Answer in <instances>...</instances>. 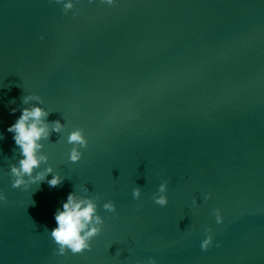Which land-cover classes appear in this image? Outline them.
I'll return each instance as SVG.
<instances>
[{"label":"water","instance_id":"obj_1","mask_svg":"<svg viewBox=\"0 0 264 264\" xmlns=\"http://www.w3.org/2000/svg\"><path fill=\"white\" fill-rule=\"evenodd\" d=\"M29 92L65 123L43 141L56 187L11 186L5 129ZM77 127L88 144L71 162ZM0 133V264H264V0H77L67 13L0 0ZM69 191L97 199L104 224L90 249L57 255Z\"/></svg>","mask_w":264,"mask_h":264},{"label":"clouds","instance_id":"obj_2","mask_svg":"<svg viewBox=\"0 0 264 264\" xmlns=\"http://www.w3.org/2000/svg\"><path fill=\"white\" fill-rule=\"evenodd\" d=\"M77 0H56L61 5L62 10L67 13L74 9ZM107 6H114L118 0H100ZM75 15V12L73 13ZM30 101L36 103L29 104ZM23 104L26 105L19 109V115L13 123L9 124L5 131L12 134V141L18 149L19 158L9 167L13 188L23 187L27 190L30 185L39 184L46 181L49 187L60 185L64 177L59 172H54L53 165L48 163V153L42 151L43 141H46L52 132H62L65 123L60 119L49 121V110L42 106L41 96L29 92L23 97ZM17 108L13 107L10 112L16 113ZM3 139V133H0V140ZM67 143L72 147L66 153L67 159L71 162H77L82 157L81 149L86 148L88 139L84 135L83 129L73 128L67 133ZM45 165L41 169V165ZM37 169H40L37 171ZM35 173V174H34ZM84 193L88 189L81 186ZM158 195L153 197L155 204L165 206L168 203L167 181L161 183L157 189ZM132 197L140 198V187L132 189ZM6 199L3 193H0V201ZM207 199V196H205ZM33 206L35 201H31ZM193 203H196L194 200ZM102 207L107 212L115 211V204L111 200L104 201ZM215 222L222 224L224 217L219 208L213 210ZM55 226L49 232L52 240L57 245L54 250L57 255H64L66 252L80 253L91 248V239L96 236L104 224V217L97 210V199L89 195L80 194L77 191H69L66 198L61 202L53 213ZM206 235L200 241L201 250H207L213 244V235L211 228L205 229ZM219 247V242H216ZM143 264H157L153 257H149Z\"/></svg>","mask_w":264,"mask_h":264}]
</instances>
